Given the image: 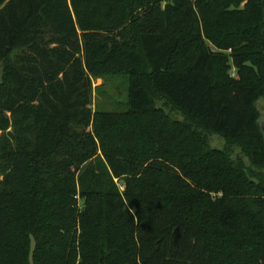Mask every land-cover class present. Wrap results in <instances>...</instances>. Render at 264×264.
Masks as SVG:
<instances>
[{
	"label": "trees",
	"instance_id": "1",
	"mask_svg": "<svg viewBox=\"0 0 264 264\" xmlns=\"http://www.w3.org/2000/svg\"><path fill=\"white\" fill-rule=\"evenodd\" d=\"M263 99L264 0H0V264H264Z\"/></svg>",
	"mask_w": 264,
	"mask_h": 264
},
{
	"label": "rangeland",
	"instance_id": "2",
	"mask_svg": "<svg viewBox=\"0 0 264 264\" xmlns=\"http://www.w3.org/2000/svg\"><path fill=\"white\" fill-rule=\"evenodd\" d=\"M104 87L103 91L105 90L107 94L99 95L98 88ZM127 89L128 83L124 78L113 79L105 82L104 80H95L94 81V97H93V104L92 109L96 111L98 108H102L104 110H108L111 112H116L118 110H125V104L127 102ZM259 110L261 112L262 118L261 123L264 124V99L259 102ZM169 115L173 118L184 121V119L177 114L176 112H172L167 109ZM211 146L214 148L221 149L224 147V141L217 136L210 137ZM122 187V185L120 184Z\"/></svg>",
	"mask_w": 264,
	"mask_h": 264
},
{
	"label": "water",
	"instance_id": "3",
	"mask_svg": "<svg viewBox=\"0 0 264 264\" xmlns=\"http://www.w3.org/2000/svg\"><path fill=\"white\" fill-rule=\"evenodd\" d=\"M259 108V104L256 105ZM260 129H261V133L264 136V124H262L261 122L259 123Z\"/></svg>",
	"mask_w": 264,
	"mask_h": 264
}]
</instances>
